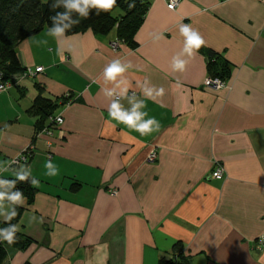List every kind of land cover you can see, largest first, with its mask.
Here are the masks:
<instances>
[{
	"label": "crops",
	"instance_id": "1",
	"mask_svg": "<svg viewBox=\"0 0 264 264\" xmlns=\"http://www.w3.org/2000/svg\"><path fill=\"white\" fill-rule=\"evenodd\" d=\"M146 2L133 46L111 48L116 25L58 38L44 29L17 46L23 71H42L16 74L0 93V163L30 148L21 166L39 184L15 224L29 243L5 245L7 264H264V2ZM181 23L206 41L193 58ZM175 56L188 61L184 71H173ZM115 59L131 65L128 96L144 101L158 131L141 136L110 119L121 98L105 96L113 85L103 70ZM210 61L217 72L227 63L225 88L203 85ZM145 82L163 95L146 98ZM57 116L63 124L43 133ZM217 164L221 180L211 177ZM21 166L0 179H16Z\"/></svg>",
	"mask_w": 264,
	"mask_h": 264
},
{
	"label": "trees",
	"instance_id": "2",
	"mask_svg": "<svg viewBox=\"0 0 264 264\" xmlns=\"http://www.w3.org/2000/svg\"><path fill=\"white\" fill-rule=\"evenodd\" d=\"M57 0H0V74L3 80L15 82V75L23 72L17 59L16 50L19 43L28 37L36 35L44 29L52 26L50 17L55 16L58 12L63 13L65 8L61 0L59 7H53ZM134 3V8L128 5ZM146 0H117L116 6L110 12L100 11L97 15L96 9H90L88 18H81L76 13L71 14L73 20L79 19L80 22L67 30L66 34H75L78 32L91 29L95 33H107L113 27H116L119 41L126 42L133 46V37L144 20L147 8ZM119 10L120 13L115 15L114 12ZM68 23V21H64ZM209 56L214 57L213 52ZM209 68L212 71L211 77H217L224 80L229 75V68L226 62H222V71L217 72L214 63L209 62ZM38 103V100L36 101ZM41 108V107H38ZM12 180V179H9ZM15 180V179H13ZM19 189L23 192L24 197L30 203L34 196V190L29 181H16L15 189L3 188L2 191H15ZM17 216L11 221L0 222V229L9 224L15 225L18 221L22 209L16 206ZM29 240L22 238L16 233V242L12 246L24 248ZM6 241L0 244V264L5 260ZM180 257V255L178 256ZM159 264H182L178 258L161 259Z\"/></svg>",
	"mask_w": 264,
	"mask_h": 264
},
{
	"label": "clouds",
	"instance_id": "3",
	"mask_svg": "<svg viewBox=\"0 0 264 264\" xmlns=\"http://www.w3.org/2000/svg\"><path fill=\"white\" fill-rule=\"evenodd\" d=\"M61 0H57V3L53 7H59ZM65 11L63 13L58 12L55 16L50 17L52 20V26L48 30V35L52 37H63L65 32L71 29L74 25L80 22L79 19L73 20L71 18L72 13L78 14L81 18H88L90 9H96L97 15L100 11L110 12L113 7L116 6L117 0H62ZM128 7L134 8L135 4L130 3ZM173 5L170 4L169 8ZM68 21V23H64ZM180 35L184 38L183 41V54H186L189 58H193L199 49L205 46L206 41L199 33L198 30L193 29L188 24L181 23L179 27ZM188 61L181 59L179 56L173 57L171 67L173 71H184ZM130 64L122 63L120 59L112 60L107 64L103 70V78L105 84L111 83V88L105 87L103 89L105 96L115 97L120 96L121 100L126 99L131 105L130 108H125L121 103V100L112 99L108 106V115L110 119L115 120L117 124H123L130 131L140 133L141 136L151 134L153 131L159 130V124L154 117L145 119L148 115L147 112L140 111V109L146 107L143 100L137 99L133 94L128 96V86L126 80L123 78V74L130 68ZM142 86V92L146 98H154V96L163 95V88L156 89L154 87H147V82ZM58 122H62L57 118ZM155 125V127H153ZM14 162V161H13ZM0 172H8L10 165L8 162L0 163ZM44 167L46 169H52L53 163L51 160L45 162ZM27 168L28 171H24ZM16 177L15 180L0 179V188L15 189L16 181H29V176L32 175L30 167L21 166L19 171L13 173ZM57 174V170L52 173H47L49 176ZM32 186H37L39 181L36 178L30 180ZM10 208V211H5V202ZM26 204V198L21 190L15 191H0V216H3L5 221H11L17 216L16 206H23ZM19 231L18 225L9 224L8 227L0 229V240L6 241L9 245L16 242V233Z\"/></svg>",
	"mask_w": 264,
	"mask_h": 264
},
{
	"label": "built area",
	"instance_id": "4",
	"mask_svg": "<svg viewBox=\"0 0 264 264\" xmlns=\"http://www.w3.org/2000/svg\"><path fill=\"white\" fill-rule=\"evenodd\" d=\"M180 2H181V0H166V4H167L168 8H169V5L172 4L173 7L170 9H173V10L177 8V6L180 4ZM263 2H264V0H263ZM119 42L120 41L118 39L111 42L110 43L111 48L114 50L117 49ZM41 71H42L41 66L36 67L34 69L27 68L20 75H21V77L34 76L35 74H37L38 72H41ZM11 85H12V82L3 80L2 76L0 74V93L5 91ZM203 85L207 88H212V89L217 90V89L225 88L227 86V83L220 78L208 76L205 78ZM58 117H59V120L62 122H58V119H57ZM51 123H52L51 127L44 128L42 130L43 133H46L47 135H51L52 127L55 125L59 126V125L63 124V119L61 116H57L52 120ZM30 156H31V149L29 148V149L24 150L20 155H18L15 158H12L10 160V162L8 163L10 165V169H13L14 167L26 164L28 162ZM155 158H156L155 152H151L149 155V159L154 160ZM223 173H224L223 167L221 165L217 164L215 170L212 172L211 177L213 179L221 180L223 178ZM110 194L115 196L117 194V191L111 190ZM2 243H3V240H0V244H2ZM260 244H262V245L264 244V236L260 239Z\"/></svg>",
	"mask_w": 264,
	"mask_h": 264
},
{
	"label": "rangeland",
	"instance_id": "5",
	"mask_svg": "<svg viewBox=\"0 0 264 264\" xmlns=\"http://www.w3.org/2000/svg\"><path fill=\"white\" fill-rule=\"evenodd\" d=\"M119 13H120L119 10H116V11L114 12L115 15H117V14H119Z\"/></svg>",
	"mask_w": 264,
	"mask_h": 264
},
{
	"label": "water",
	"instance_id": "6",
	"mask_svg": "<svg viewBox=\"0 0 264 264\" xmlns=\"http://www.w3.org/2000/svg\"><path fill=\"white\" fill-rule=\"evenodd\" d=\"M4 264H7V262H4Z\"/></svg>",
	"mask_w": 264,
	"mask_h": 264
}]
</instances>
